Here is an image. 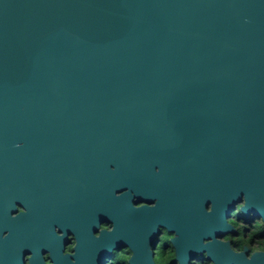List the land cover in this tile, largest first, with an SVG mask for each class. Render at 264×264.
Masks as SVG:
<instances>
[{
  "label": "water",
  "instance_id": "95a60500",
  "mask_svg": "<svg viewBox=\"0 0 264 264\" xmlns=\"http://www.w3.org/2000/svg\"><path fill=\"white\" fill-rule=\"evenodd\" d=\"M19 151L90 167L98 206L155 201L178 264H264L218 239L239 205L264 225V0H0V166Z\"/></svg>",
  "mask_w": 264,
  "mask_h": 264
},
{
  "label": "flooded vegetation",
  "instance_id": "af4514ba",
  "mask_svg": "<svg viewBox=\"0 0 264 264\" xmlns=\"http://www.w3.org/2000/svg\"><path fill=\"white\" fill-rule=\"evenodd\" d=\"M13 156L9 166H0V264H131V245L144 240L154 263L167 264L159 260L158 253L174 256V232L159 227L145 239V210L136 208L153 207L155 201L133 196L130 205L113 207L107 202L98 206L90 167L69 171L66 176L59 162L28 167L27 152ZM218 239L229 241L235 252L248 247V256L264 251L259 245L253 248L252 240L240 247L235 228ZM200 257L203 264H213L205 253L189 264ZM171 262L178 264L175 257Z\"/></svg>",
  "mask_w": 264,
  "mask_h": 264
},
{
  "label": "trees",
  "instance_id": "16d2710c",
  "mask_svg": "<svg viewBox=\"0 0 264 264\" xmlns=\"http://www.w3.org/2000/svg\"><path fill=\"white\" fill-rule=\"evenodd\" d=\"M239 208L240 205L237 206V208L234 210L235 212V216L233 218H231V216L228 218V222L235 228L237 229V233L240 235V239H241V243H238L240 245V247L242 246V244H248L246 241V238H248L249 235H251L250 239L253 241L254 238H263L264 237V225L262 224V227L260 230L258 229H254L255 226H253V224L250 225L251 220L246 221V223H249V225L247 226H241L240 223H238V219L239 222L242 221L240 218V215H242V213L239 212ZM233 212V213H234ZM249 218V217H246ZM252 219V218H251ZM243 228V234H245L246 238L244 237V239L241 238V232H240V228ZM259 247H262L259 245ZM174 258L173 253H165L164 256L161 255V262L162 263H167V264H172V259ZM204 258L200 257L199 259L196 260L195 263H191V264H203Z\"/></svg>",
  "mask_w": 264,
  "mask_h": 264
},
{
  "label": "rangeland",
  "instance_id": "374dc122",
  "mask_svg": "<svg viewBox=\"0 0 264 264\" xmlns=\"http://www.w3.org/2000/svg\"><path fill=\"white\" fill-rule=\"evenodd\" d=\"M234 216H235V212L232 213L231 218H233ZM246 217H249V218H246ZM240 218H241V220H242V221H240V225H241V226H243V225H244V226L249 225V223H246V221L251 220L250 225L253 224V226H255L254 229H258V230H260L261 227H262V223H263V222L260 221L259 218H255V217H254L253 219H251V215H246V216H244L243 214L240 215ZM240 232L242 233V234H241V238H242V239H244V237L246 238L245 234H243L244 232H243V228H242V227L240 228ZM250 237H251V235H249L248 238H246V241H248V242L250 241V242H251ZM251 245H252L253 248L258 247V245L264 247V237H263V238H254L253 241H252V244H251ZM157 255L159 256V259L161 260V255H160L159 253H158ZM158 256H157V257H158Z\"/></svg>",
  "mask_w": 264,
  "mask_h": 264
},
{
  "label": "clouds",
  "instance_id": "9594fccd",
  "mask_svg": "<svg viewBox=\"0 0 264 264\" xmlns=\"http://www.w3.org/2000/svg\"><path fill=\"white\" fill-rule=\"evenodd\" d=\"M69 251H70V249H69Z\"/></svg>",
  "mask_w": 264,
  "mask_h": 264
}]
</instances>
